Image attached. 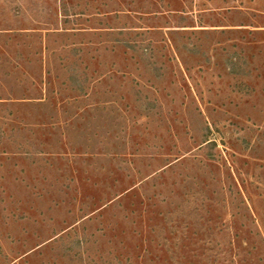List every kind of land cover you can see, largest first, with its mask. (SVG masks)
Returning <instances> with one entry per match:
<instances>
[{"label":"rangeland","instance_id":"374dc122","mask_svg":"<svg viewBox=\"0 0 264 264\" xmlns=\"http://www.w3.org/2000/svg\"><path fill=\"white\" fill-rule=\"evenodd\" d=\"M0 264H264V0H0Z\"/></svg>","mask_w":264,"mask_h":264}]
</instances>
